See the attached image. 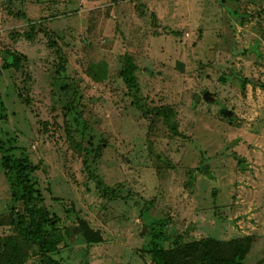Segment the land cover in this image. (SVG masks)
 <instances>
[{
  "label": "rangeland",
  "instance_id": "rangeland-1",
  "mask_svg": "<svg viewBox=\"0 0 264 264\" xmlns=\"http://www.w3.org/2000/svg\"><path fill=\"white\" fill-rule=\"evenodd\" d=\"M6 50L24 68L6 70ZM0 72V145L38 167L61 227L83 219L103 238L72 233L56 263L153 264L152 241L254 236L247 264H264V0H0ZM2 157L0 237L12 233Z\"/></svg>",
  "mask_w": 264,
  "mask_h": 264
},
{
  "label": "trees",
  "instance_id": "trees-1",
  "mask_svg": "<svg viewBox=\"0 0 264 264\" xmlns=\"http://www.w3.org/2000/svg\"><path fill=\"white\" fill-rule=\"evenodd\" d=\"M14 14L19 18L25 17L24 13ZM30 29L26 33V38L32 41L35 38L34 33L37 30V25L30 23ZM2 58L6 70H20L24 68L23 60H27L24 55L11 50L4 51ZM58 73L60 74V68ZM60 75L59 78H63L64 72ZM101 77L104 76L101 75ZM122 77L129 89L137 88L135 64L130 58L125 59ZM28 80L29 77L27 76L25 81ZM60 83V88L65 93L70 94L72 87L69 83L62 80ZM75 92L67 102L65 116L72 117L78 123L81 117H77L78 105L76 104ZM18 93L22 97V93ZM0 110L4 111V103L1 98ZM166 122L167 124L171 122L167 115ZM80 127L85 130L87 125L85 123V126ZM172 130L175 132L176 127H173ZM81 135L83 136V132ZM72 143H77V141L72 140ZM14 150V147L5 149L0 145L5 176L11 184L12 194L11 213L7 216L6 223L11 227L12 233L0 237V264H25L30 253L43 258L48 264H58L51 258L52 255L59 254L64 247H67L70 235L75 232L85 238L89 246L102 243L101 234L93 230L86 220L80 219L78 231L72 227L60 226L61 218L50 211L39 188V182L35 177L38 167L31 162L28 155L21 154L20 157L15 158L12 155ZM239 162L241 163V160ZM90 173L94 179H97V175L92 171ZM97 184V187L101 188L102 182L100 180ZM106 189L110 191L109 196L115 195V190ZM255 243L256 238L254 236H245L229 241L210 237L190 242H183L180 238H176L169 248L152 241L148 252L153 264H247L248 255Z\"/></svg>",
  "mask_w": 264,
  "mask_h": 264
},
{
  "label": "water",
  "instance_id": "water-1",
  "mask_svg": "<svg viewBox=\"0 0 264 264\" xmlns=\"http://www.w3.org/2000/svg\"><path fill=\"white\" fill-rule=\"evenodd\" d=\"M226 114L225 115H227V116H229L230 115V113L227 111V112H225Z\"/></svg>",
  "mask_w": 264,
  "mask_h": 264
}]
</instances>
